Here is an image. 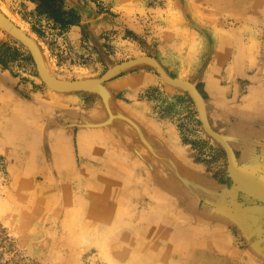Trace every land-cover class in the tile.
<instances>
[{
    "label": "rangeland",
    "instance_id": "obj_1",
    "mask_svg": "<svg viewBox=\"0 0 264 264\" xmlns=\"http://www.w3.org/2000/svg\"><path fill=\"white\" fill-rule=\"evenodd\" d=\"M256 5L255 0H65V7L74 9L81 23L63 30L40 14V0H0V10L37 43L49 73L59 82H95L123 62L151 56L165 74L191 83L169 82L149 60H142L118 69L95 88L51 90L29 48L0 24V68L32 86L21 84L17 90L26 101L35 95H54L70 106L68 116L75 121L74 127H62L73 140L72 160L61 169L52 156L44 154L41 167L26 179L18 173L22 154L0 130V264H165L161 259L165 252L160 250L167 243L166 234L145 230L150 215L161 207L157 204L156 208L150 191H141L147 181L142 160L136 159L135 186L114 204L112 213L93 217V197L87 185L96 180L93 175L100 158L83 152L79 137L109 125L104 122L110 114L99 90L105 87L115 90V104L131 103L142 109L154 123L164 125L166 134L173 129V144L217 184L218 194L223 188L229 191L241 185L232 169L235 164L242 172L244 144L234 145L230 138L239 116L237 111L229 112L224 119L216 98H228L251 110L256 82H264L259 74L264 66V16ZM223 41L228 47L223 48ZM5 91L0 83V97ZM90 113L100 117L87 125ZM48 117L56 113L42 119L41 134L47 130ZM54 126L58 125L49 127ZM254 129L259 131L260 124L250 127L248 134L257 133ZM171 145L166 140L154 142L158 151L165 146L175 148ZM255 151L254 158L263 163L262 145ZM45 189L49 199L35 209L30 201ZM236 200L238 206L264 205L263 196H250L244 190ZM219 203L200 200L198 210L217 209ZM239 229L225 227L227 248L214 240L210 246L202 236L196 239L193 257L175 250L164 257L169 264H196L189 262L203 256L211 264H252L248 262L253 252L247 246L250 238ZM259 232L252 239L259 237L264 245V218Z\"/></svg>",
    "mask_w": 264,
    "mask_h": 264
},
{
    "label": "bare ground",
    "instance_id": "obj_2",
    "mask_svg": "<svg viewBox=\"0 0 264 264\" xmlns=\"http://www.w3.org/2000/svg\"><path fill=\"white\" fill-rule=\"evenodd\" d=\"M223 1L225 2V0ZM227 4L230 5L231 3ZM255 5L260 8L261 14L264 16V0H255ZM228 45L229 43L223 41V48L228 47ZM41 56L43 58L42 53ZM240 59L239 57L237 61L239 62ZM142 60H149L157 69L162 71L164 76L183 81V84L191 86L190 82L182 78H172L165 74L158 61L151 56H141L123 62L113 67L99 80L91 83L83 81L59 82L51 76L43 58L48 81L42 78L51 90L62 91L66 88L75 87L95 88L104 83L107 77H111L118 69ZM259 74H262V81H264V66L260 68ZM1 80L6 91L0 97V130L23 156V162L19 165V177L26 179L30 173L34 174L33 169L41 167L40 162L43 161L44 154L47 158L52 156L53 161L61 169H64L67 163L72 160L73 152V140L70 139L69 130L62 128L75 126L74 119L68 116L70 106L63 100H58L54 95L34 97L27 101V104H21L17 99L21 95L14 83L5 77ZM259 82L257 81L255 85V100H253L251 110L246 105L236 104L228 98H216V105H218L220 114L224 119L226 115L230 114L229 112L237 111L238 122L233 127L232 136H229L233 137L236 143H243L249 148L256 146L255 143L257 142L253 140L256 133L248 134L249 128L258 122L264 123V82L257 84ZM99 90L104 95V100H102L106 109L110 110V118L104 121L109 125L100 131L94 130L79 137L82 151L92 152L100 158V167L95 170L93 175L96 180L90 181L87 185L93 197L92 209H90L93 212V217L104 218L111 214L114 204L118 203L128 188L135 186L134 183L137 180L135 176L139 172V162L136 159L139 157L138 159L142 160L141 168L145 169L143 171L147 174L145 179L147 181L140 186L141 191H150L152 198H156L154 200L156 208L161 207V211L158 210L157 213L150 215L145 226L147 234H152V232L166 234L164 238L167 243L161 248V254L165 252V256L168 252L175 250L183 252L186 257H193L194 252H196L195 247L198 245L196 239L202 236V239L210 246L214 244V240L215 244L227 248L229 244L225 245L229 238L225 227L233 226L237 229L240 228L242 234L250 238V242L246 245L253 252H250L248 262L264 264V245L258 240L259 237L252 239L255 237V233L257 235L260 233V224L264 218V205L258 206L255 202L256 204L238 206L236 197L240 192L237 194L236 191L232 192L224 188L223 192L218 194L220 189L217 184L206 178L202 168L188 160L181 149L165 146L160 151L156 150L151 143L156 138V131H159V126L156 123L150 122L143 116L139 117L141 114L136 111L137 109H128L121 104L115 105V101H112L114 107L110 108V99H108L110 97L106 95L105 89L100 88ZM52 93L60 94L55 93V91ZM218 94H222V91L219 90ZM195 99H198L196 94ZM197 102L199 101L197 100ZM51 112L56 113V117H48L47 130L41 134V127H39L41 121L45 116H50ZM98 115V113L88 114V119L85 117L86 124H93L95 122L93 119L100 117ZM65 117H67L66 120L61 122L60 120ZM54 123L58 126L49 127ZM254 130L257 131L256 136L264 137V128L261 131ZM249 151L247 149L244 158L247 164L252 165L253 154ZM261 152L259 157H264V148ZM236 167L234 164V169L230 168L234 170V174L241 183L238 188L250 196L258 194L264 198V176L247 168H240L242 170L240 173L239 168ZM49 195L47 189L41 190L35 198H30V202L35 206V209L39 210V207L45 205ZM228 198L231 201H228ZM212 199H216L218 203L220 199L217 209L215 207L213 210H198L200 200L209 203ZM259 200L261 199L259 198ZM221 201H223V206ZM173 208H176L177 211ZM174 212L177 214L174 215ZM173 225L177 226L174 227ZM142 239L145 240L144 237ZM142 244L138 245L143 246ZM204 254L208 253L204 252ZM164 256L161 258L162 261L169 264ZM192 260L194 262L190 260L189 263L211 264V259L208 256L199 259L194 257Z\"/></svg>",
    "mask_w": 264,
    "mask_h": 264
},
{
    "label": "crops",
    "instance_id": "obj_3",
    "mask_svg": "<svg viewBox=\"0 0 264 264\" xmlns=\"http://www.w3.org/2000/svg\"><path fill=\"white\" fill-rule=\"evenodd\" d=\"M137 75H139V74H137ZM137 75H135L134 76V78L137 76ZM140 75H142V74H140ZM0 83L3 85V83H2V80L1 79H3V77H5L8 81H12L13 83H14V86L17 88L19 85H21V84H23V85H25V86H27V87H29V88H32V86L31 85H29V84H27V83H25V82H21L18 78H16L15 76H13L11 73H9V72H7V71H4V70H2L1 68H0ZM144 76V75H143ZM143 76H142V78H143ZM142 80V79H141ZM140 80V81H141ZM140 85H141V83H140ZM102 89H105V87H102ZM105 91H106V95L108 96V97H110V98H108V99H110V102H111V100H114V98H116L115 97V94H116V92H115V90H112L113 91V93H112V91L110 90V89H108V91L105 89ZM141 91V87L139 86V88H138V90H137V92H136V95H137V97L139 96V92ZM19 93H20V91H19ZM20 95L21 96H19V98H18V100L20 101V103L21 104H27V101L25 100V97H23V95L20 93ZM103 95V94H102ZM104 96V95H103ZM34 97H38L37 95H35ZM115 101V100H114ZM117 102V101H116ZM118 104H121V105H123V106H125V107H127L128 109H137L136 111H138V113L139 114H141V115H139V117H141V116H143V117H145V118H147L150 122H152V119L151 118H149V117H147L146 116V114H145V112L142 110V109H140V108H138V107H136V106H134V105H132L131 103H122V102H119ZM143 104H147V107L148 108H151V106H150V104H148V103H146V102H143ZM115 105H117V104H115ZM105 106V105H104ZM110 108H113V106H110ZM108 110V109H107ZM109 112H110V110H108ZM115 111V113H117L116 112V110H114ZM156 124L159 126V131H156V138H154V141L153 142H151L152 144H153V146H154V142L155 143H161V144H163V142L166 140L167 142L169 141V142H171L172 143V145L171 146H175V148H179V149H181L182 150V148L180 147V146H178V145H175V144H173V139L170 137V135L172 134V131H173V129H172V131H170V133H168V134H166V130H165V127H164V125L163 124H159V122H156ZM258 124H260V130L259 131H261V130H263V128L264 127H262V125H264V123H261V122H258L257 124H256V126H258ZM231 133H232V131H231ZM255 134V133H254ZM257 134V133H256ZM256 134L253 136V140H256L257 142L255 143V145L256 146H253V147H251V148H249V147H247V145L246 146H244V156H245V152L247 151V149H249L250 151L249 152H251V154H253V164L252 165H250V164H247L245 161L243 162V164H244V166L243 167H241L240 166V168H247L248 170H255V172H257L258 174H260V175H262V176H264V161H263V163L261 162V163H259V160H256L255 158H254V156H255V154H256V151H255V149H256V147L257 146H260L261 147V145H262V149L264 148V137L262 138V137H258V136H256ZM228 135H230V132L228 133ZM231 138V137H230ZM232 140V142H234L235 144L234 145H237L238 146V143L239 142H235V141H233V139H231ZM176 143V142H175ZM178 144V143H177ZM166 145H169V144H166ZM234 145H232V146H234ZM230 146V145H229ZM231 146V147H232ZM183 151V150H182ZM184 152V151H183ZM260 154H262V152L260 153ZM263 160H264V157H263ZM196 165V164H195ZM239 186H237L236 188H234V189H231V190H229V191H236V193L237 194H239V192H240V189L238 188ZM237 201V200H236ZM239 204V203H238ZM237 204V205H238ZM240 206H242V205H240Z\"/></svg>",
    "mask_w": 264,
    "mask_h": 264
},
{
    "label": "trees",
    "instance_id": "obj_4",
    "mask_svg": "<svg viewBox=\"0 0 264 264\" xmlns=\"http://www.w3.org/2000/svg\"><path fill=\"white\" fill-rule=\"evenodd\" d=\"M40 14L55 20L61 29L68 30L81 23L80 15L70 7H65V0H40Z\"/></svg>",
    "mask_w": 264,
    "mask_h": 264
},
{
    "label": "water",
    "instance_id": "obj_5",
    "mask_svg": "<svg viewBox=\"0 0 264 264\" xmlns=\"http://www.w3.org/2000/svg\"><path fill=\"white\" fill-rule=\"evenodd\" d=\"M0 24L29 48V50L31 51V53L33 54L36 60V63L40 70V74L45 79V81H48V75H47V71L45 68V64L43 62V58L41 56L37 43L27 33H25L21 28H19L14 22H12L6 15H4L1 11H0ZM158 70L166 80L171 81V82H181V81H178L177 79H170L164 76L162 71L160 69Z\"/></svg>",
    "mask_w": 264,
    "mask_h": 264
}]
</instances>
